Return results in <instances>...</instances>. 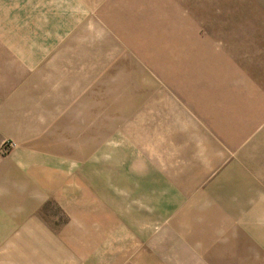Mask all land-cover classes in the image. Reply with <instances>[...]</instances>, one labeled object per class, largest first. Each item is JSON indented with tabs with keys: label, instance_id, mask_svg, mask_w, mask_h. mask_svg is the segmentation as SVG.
<instances>
[{
	"label": "rangeland",
	"instance_id": "1",
	"mask_svg": "<svg viewBox=\"0 0 264 264\" xmlns=\"http://www.w3.org/2000/svg\"><path fill=\"white\" fill-rule=\"evenodd\" d=\"M261 194L264 0H0V264H68L5 241L72 217L81 264H196L204 210Z\"/></svg>",
	"mask_w": 264,
	"mask_h": 264
},
{
	"label": "crops",
	"instance_id": "2",
	"mask_svg": "<svg viewBox=\"0 0 264 264\" xmlns=\"http://www.w3.org/2000/svg\"><path fill=\"white\" fill-rule=\"evenodd\" d=\"M55 199L60 201L59 196L55 194ZM65 201L64 198H61ZM239 204L237 207L235 204L229 207L225 204H218V207L214 209H205L207 214H201V217L214 219V223H203L200 221L195 226L193 233V241H191V249L194 252V257L197 260L196 264H264V235L262 238L258 237L257 227H261V232L264 231V194L258 198V202H250ZM74 202V198H68L66 201ZM242 205V206H241ZM165 211V210H164ZM166 215L171 218L169 206H166ZM74 216V214H73ZM181 210L179 211V219H181ZM18 231V234L11 235L6 239V243H14L15 241H24L30 244L25 247L27 250H40L42 255L47 257L52 254L57 259L59 257V251L66 254L68 258V264H81L86 259L85 254L95 255L98 261L105 258V245H99L98 248L94 246L95 241L92 237L88 238V244H86L85 237L83 239L78 237V234H74L73 227L79 224L82 226V222H78L74 217L69 218L64 227L56 232H52L43 226V230L40 232L35 219H25ZM162 232L167 235L170 231V223L164 227ZM174 232L177 231V227H171ZM84 233V231H82ZM40 233V235H39ZM81 233V235L83 234ZM78 237V238H77ZM40 239L35 242L33 239ZM55 240V241H53ZM185 255L187 251V239L186 237H180ZM39 242L43 244L37 245ZM94 246V247H93ZM133 248L139 249V242L133 240L131 242ZM150 249L146 246V251ZM198 260H201L200 262ZM89 264V262L87 263Z\"/></svg>",
	"mask_w": 264,
	"mask_h": 264
}]
</instances>
